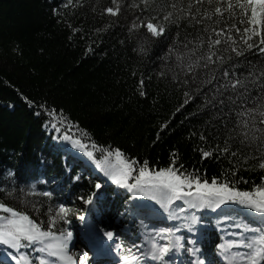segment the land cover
Returning a JSON list of instances; mask_svg holds the SVG:
<instances>
[{
  "label": "trees",
  "instance_id": "1",
  "mask_svg": "<svg viewBox=\"0 0 264 264\" xmlns=\"http://www.w3.org/2000/svg\"><path fill=\"white\" fill-rule=\"evenodd\" d=\"M93 2L85 0L83 7L72 8L66 6L68 0H0V187L15 188L14 195L20 197L6 202L45 224L63 204L72 209L71 227L83 235L89 222L92 227L115 229L130 242L140 240V218L127 211L132 194L122 187H106L103 173L65 141L64 134L87 133L85 142L90 138L99 146L120 148L129 158L147 160L153 170L168 167L175 158L177 166L195 169L210 182L215 177L245 190L264 183V169L256 167V161L249 160L252 167L243 165L234 176L236 158L217 159V153L202 157L201 150L222 142V125L200 110L201 100L184 104V89L172 82L170 74L159 76L166 63L159 59L165 45L152 42L146 45V54L138 53L134 50L138 39L127 31L131 16L100 17L91 11ZM106 24L111 25L106 31H95ZM187 31L195 35L191 27ZM246 56L254 63L264 62V53L255 48ZM140 79L145 81L143 88ZM141 90L146 95H140ZM201 135L207 139L201 140ZM96 155L100 156L99 149ZM9 171L15 175L9 176ZM96 182L101 189H95ZM32 184L35 195L20 192ZM93 192V205H85L80 197ZM224 207L232 215V209L249 214L238 205ZM212 213L197 212L204 220L196 233L202 258L208 253L216 258L217 245L235 238L232 233L237 231L230 221L212 218ZM61 228L67 230V224L58 221L52 230ZM177 235L189 239L186 229ZM4 251L0 245V253Z\"/></svg>",
  "mask_w": 264,
  "mask_h": 264
},
{
  "label": "snow or ice",
  "instance_id": "2",
  "mask_svg": "<svg viewBox=\"0 0 264 264\" xmlns=\"http://www.w3.org/2000/svg\"><path fill=\"white\" fill-rule=\"evenodd\" d=\"M84 3L85 0H68L66 6L79 8ZM91 11L100 17L130 15L127 31L130 38L138 39L134 49L138 53L146 54V45L152 42L165 45L159 59L166 63L159 76L170 74L172 82L184 89V104L201 100L200 110L222 125V142L201 150L203 158L214 153L217 159L221 155L236 158L234 176L241 166L252 167L249 160L264 169V62L254 63L246 56L254 48L264 53V0H107L106 4L94 0ZM110 26L106 24L95 31L103 32ZM189 27L195 31L194 36L187 31ZM139 85L143 88L145 81L140 79ZM139 94L146 95L143 90ZM84 136L64 134L63 139L92 160L112 184L130 192L132 199L154 201L166 214L164 219L179 221L172 227H156L151 218L159 210L139 202L131 204L127 211L140 218L144 243L132 241L128 246L115 229L97 224L94 230L112 242L102 245L105 255L115 253L118 264H175L173 257L183 251L191 257L187 264H217L211 254L202 258L199 237L191 239V246L186 248L185 238L177 233L181 229L201 232L197 225L202 226L204 220L197 212L220 210L219 220L230 221L237 229L232 233L235 238L217 245L220 257L226 264H264V183L245 190L215 177L210 182L197 175L195 169L189 172L183 170V165L177 166L175 158L168 167L153 170L147 160L129 158L120 148L102 147L90 138L85 142ZM200 138L207 139L204 135ZM8 175L15 173L9 171ZM94 187L99 190L102 184L96 182ZM0 192L4 193L0 198V245L6 249L0 264H97L90 261L88 251H70V246L74 247L71 230H52L58 221L71 223V208L61 204L45 224L27 210L6 202L20 199L14 195L15 188L0 187ZM20 192L35 195L36 185ZM80 199L91 206L96 193ZM231 205L247 209L249 214L241 215L236 209L231 210L235 215L226 212L224 206ZM32 207L38 211L35 204ZM79 219L84 221L85 216L81 213ZM27 249L39 255L32 257Z\"/></svg>",
  "mask_w": 264,
  "mask_h": 264
},
{
  "label": "rangeland",
  "instance_id": "3",
  "mask_svg": "<svg viewBox=\"0 0 264 264\" xmlns=\"http://www.w3.org/2000/svg\"><path fill=\"white\" fill-rule=\"evenodd\" d=\"M132 203L129 204V206L131 205ZM131 214V213H130ZM156 216H152V221L155 222V218ZM168 222V224L170 225V227L178 224V221H175V220H166ZM71 231L73 232V242H72V245L73 246H70V251L73 252V253H77L79 254L81 251H88L89 253V258H90V261L92 259V255L89 251L88 248H90L91 246V242H97L99 245H103V244H110L112 243L111 241H106L102 238V234L100 233H93L94 235H91V230H90V235L86 237L85 240H83L81 238V236L76 232L74 231L73 229H71ZM193 237H197V236H193ZM128 241H126L125 243L127 244ZM84 244V245H83ZM177 256H179V254H177ZM176 256L173 257V259L175 260V264H179L180 263V260H181V256H179L180 258H175Z\"/></svg>",
  "mask_w": 264,
  "mask_h": 264
},
{
  "label": "bare ground",
  "instance_id": "4",
  "mask_svg": "<svg viewBox=\"0 0 264 264\" xmlns=\"http://www.w3.org/2000/svg\"><path fill=\"white\" fill-rule=\"evenodd\" d=\"M105 263V260H101L99 264H104Z\"/></svg>",
  "mask_w": 264,
  "mask_h": 264
}]
</instances>
